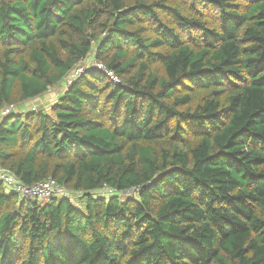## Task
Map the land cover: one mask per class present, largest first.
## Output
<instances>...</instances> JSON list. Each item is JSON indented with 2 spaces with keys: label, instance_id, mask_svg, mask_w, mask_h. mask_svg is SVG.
<instances>
[{
  "label": "trees",
  "instance_id": "1",
  "mask_svg": "<svg viewBox=\"0 0 264 264\" xmlns=\"http://www.w3.org/2000/svg\"><path fill=\"white\" fill-rule=\"evenodd\" d=\"M89 58L121 84L1 119L0 168L80 207L0 183V264H264V0H0V111Z\"/></svg>",
  "mask_w": 264,
  "mask_h": 264
},
{
  "label": "built area",
  "instance_id": "2",
  "mask_svg": "<svg viewBox=\"0 0 264 264\" xmlns=\"http://www.w3.org/2000/svg\"><path fill=\"white\" fill-rule=\"evenodd\" d=\"M87 70H94L102 73L110 82L115 85L121 84L119 76L109 69L103 62L95 59H90L84 62L82 66L74 69L65 79V85H71L77 78L81 77ZM13 107L0 111V119L9 116L12 113ZM0 183L4 189L11 194H17L21 199H29L37 202L47 203L53 199L70 198L74 196L63 184L57 182L54 178H48L36 184L28 185L20 180L9 170L0 168ZM112 193L113 191L110 190ZM79 195V193H77Z\"/></svg>",
  "mask_w": 264,
  "mask_h": 264
},
{
  "label": "crops",
  "instance_id": "3",
  "mask_svg": "<svg viewBox=\"0 0 264 264\" xmlns=\"http://www.w3.org/2000/svg\"><path fill=\"white\" fill-rule=\"evenodd\" d=\"M91 58H89L88 60H90ZM57 89V90H56ZM67 87L65 86V84H61L58 87H56L54 92H56L55 94H49L50 92L44 94L41 97H38L36 99L30 100V101H26L23 103H20L18 105H12L13 110L12 112L15 114H25L27 112H31V111H44L45 113H50L52 110V107L58 102L59 98L61 96H63L64 92L66 91ZM52 90V91H53ZM35 100H40L38 103L34 102ZM32 102V104H31ZM8 106H6L5 108H7ZM3 108V109H5ZM2 109V110H3ZM11 113V114H13ZM3 119V118H1ZM0 119V122H1Z\"/></svg>",
  "mask_w": 264,
  "mask_h": 264
},
{
  "label": "rangeland",
  "instance_id": "4",
  "mask_svg": "<svg viewBox=\"0 0 264 264\" xmlns=\"http://www.w3.org/2000/svg\"><path fill=\"white\" fill-rule=\"evenodd\" d=\"M65 84V83H64ZM57 90V89H56ZM55 90H53V91H51L49 94H55L56 92H54ZM40 100H35L34 102H36V103H38ZM31 104H32V102H31ZM13 113V112H12ZM13 114H15V113H13ZM6 193H10V192H8V191H6ZM95 196H100V197H104V196H107L108 197V195H110L111 194V192H110V190H107V189H104V190H101V191H97V192H94L93 193ZM135 195V192H133V193H130V194H124V195H122V197H121V199H123V200H127L128 199V197H130V196H134ZM19 196V195H18ZM19 198H20V196H19ZM73 202H74V204H76L78 207H80V196H72L71 198H70ZM20 200H21V198H20ZM39 203H41V204H45L44 202H39Z\"/></svg>",
  "mask_w": 264,
  "mask_h": 264
}]
</instances>
